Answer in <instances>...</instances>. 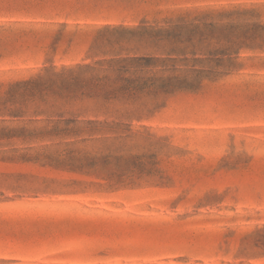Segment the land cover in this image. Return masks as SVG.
<instances>
[{"label":"rangeland","instance_id":"1","mask_svg":"<svg viewBox=\"0 0 264 264\" xmlns=\"http://www.w3.org/2000/svg\"><path fill=\"white\" fill-rule=\"evenodd\" d=\"M0 264H264V0H0Z\"/></svg>","mask_w":264,"mask_h":264}]
</instances>
